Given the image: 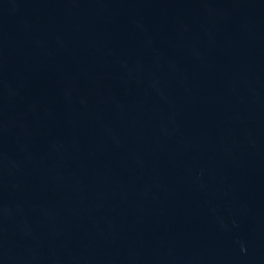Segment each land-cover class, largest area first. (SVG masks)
<instances>
[{
	"label": "water",
	"instance_id": "water-1",
	"mask_svg": "<svg viewBox=\"0 0 264 264\" xmlns=\"http://www.w3.org/2000/svg\"><path fill=\"white\" fill-rule=\"evenodd\" d=\"M0 264H264V0H0Z\"/></svg>",
	"mask_w": 264,
	"mask_h": 264
}]
</instances>
